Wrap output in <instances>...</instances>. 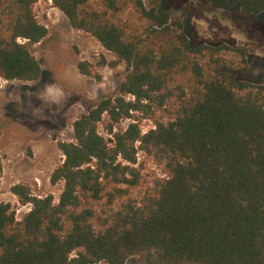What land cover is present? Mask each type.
Wrapping results in <instances>:
<instances>
[{"label":"trees","instance_id":"16d2710c","mask_svg":"<svg viewBox=\"0 0 264 264\" xmlns=\"http://www.w3.org/2000/svg\"><path fill=\"white\" fill-rule=\"evenodd\" d=\"M0 0L1 80H37L40 61L19 39L48 34L34 5ZM264 15V0H210ZM73 28L93 35L127 66L119 93L74 122V140L52 173L54 196L12 186L31 209L21 221L0 202V264H264V82L243 79L245 48L193 45L160 0H53ZM148 3V4H147ZM234 53L239 60L229 59ZM81 73L90 75L87 61ZM166 121L115 130L134 112ZM107 121L111 136L99 132ZM161 169L144 181L139 154Z\"/></svg>","mask_w":264,"mask_h":264},{"label":"rangeland","instance_id":"374dc122","mask_svg":"<svg viewBox=\"0 0 264 264\" xmlns=\"http://www.w3.org/2000/svg\"><path fill=\"white\" fill-rule=\"evenodd\" d=\"M160 1L171 12L172 19L182 22L193 45L228 44L245 48L248 64L239 76L264 82V15L218 9L210 0ZM98 2L90 0L93 5ZM34 13L48 28L47 36L37 43L19 41L40 61L42 74L33 81L2 79L0 86V202L11 203L18 221L32 204H23L12 192V186L23 184L32 196L52 194L57 203L62 182L52 184L50 178L65 159L60 143L74 140V122L100 99L116 96L127 75L126 64L118 62L115 54L93 35L73 28L53 0H39ZM227 57L240 59L234 53ZM80 61L88 62L90 75L80 72ZM153 112V118H146L144 112H134V120L120 121L115 130L134 121L147 131L155 127L157 120L168 119L163 109L154 107ZM106 123H100L99 132L110 137ZM136 166L144 181L161 175L160 167L146 154H139ZM126 264H144L143 255L129 258Z\"/></svg>","mask_w":264,"mask_h":264}]
</instances>
